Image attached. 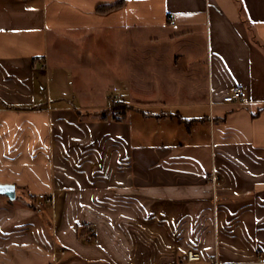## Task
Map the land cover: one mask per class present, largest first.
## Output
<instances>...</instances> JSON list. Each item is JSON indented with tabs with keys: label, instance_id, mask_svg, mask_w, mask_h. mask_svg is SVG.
<instances>
[{
	"label": "crops",
	"instance_id": "obj_1",
	"mask_svg": "<svg viewBox=\"0 0 264 264\" xmlns=\"http://www.w3.org/2000/svg\"><path fill=\"white\" fill-rule=\"evenodd\" d=\"M119 1L0 0V264H264V0Z\"/></svg>",
	"mask_w": 264,
	"mask_h": 264
},
{
	"label": "built area",
	"instance_id": "obj_2",
	"mask_svg": "<svg viewBox=\"0 0 264 264\" xmlns=\"http://www.w3.org/2000/svg\"><path fill=\"white\" fill-rule=\"evenodd\" d=\"M242 95H243L242 89L240 87H235L231 89V91L228 92V94L222 98V102L223 103H234V102L238 103L241 101ZM218 180H219V177L217 174L211 175L212 185H214ZM38 198L46 203L52 202V197L47 194H39ZM59 254L62 255L63 251H60ZM201 260L202 259H201L200 254L196 251L188 250L185 254V264H199ZM207 264H220V262L217 261L214 257H211L208 260Z\"/></svg>",
	"mask_w": 264,
	"mask_h": 264
},
{
	"label": "rangeland",
	"instance_id": "obj_3",
	"mask_svg": "<svg viewBox=\"0 0 264 264\" xmlns=\"http://www.w3.org/2000/svg\"><path fill=\"white\" fill-rule=\"evenodd\" d=\"M162 37V39L160 40V42L161 43H163L164 41H165V39H166V37H167V35L165 34V35H163V36H161ZM128 40H129V38H128ZM171 45H172V43H171ZM173 46V45H172ZM55 50V48L53 49V51ZM52 55H54V52H52ZM117 75V74H116ZM129 102V101H128ZM203 109H200V108H198L197 110H195L193 113H191L192 114V116H195V117H202L203 115ZM160 112H162V113H171L172 112V109L170 110V109H163V110H160V111H158V110H156V109H150V108H144V109H142V110H139V113H137L136 115H137V117H139V119H141L142 117H143V115H142V113H147V114H156V113H158V114H160ZM199 112V113H198ZM108 113V112H107ZM109 117H111V115L109 116ZM177 118V117H176ZM151 121L152 120H150V121H147V123L149 124V126L152 124L151 123ZM188 127V125H186V124H184L183 126H181L179 129L181 130V131H185V129ZM195 127H197L196 125H195ZM165 137H167V136H165ZM21 192H24V197H22L21 198ZM28 192L27 191H21V190H19V189H16V191H15V196H16V199H19L20 201H23V200H25V201H28V202H30L31 201V199H30V196H28ZM37 195V194H36ZM38 197V196H37ZM23 199V200H22ZM20 203V202H19ZM52 204V202H50V203H46V202H44V201H42L41 199H37V201H36V206L39 208V211H41L43 214L44 213H46L47 212V210H46V206H49V205H51ZM101 221V217H97L96 218V220L95 221ZM91 238V236L89 237V239Z\"/></svg>",
	"mask_w": 264,
	"mask_h": 264
},
{
	"label": "trees",
	"instance_id": "obj_4",
	"mask_svg": "<svg viewBox=\"0 0 264 264\" xmlns=\"http://www.w3.org/2000/svg\"><path fill=\"white\" fill-rule=\"evenodd\" d=\"M123 4V0L119 1L118 3L116 4H113V5H108V6H103V7H99L97 10L101 11V12H107V11H110L116 7H119ZM128 110L129 107H127L126 105H121V104H116L113 106V114L116 115V114H120V115H123L124 114V111L125 110ZM182 118L179 117V120L181 121ZM36 198L35 196H30V199H31V203L29 204V207L32 209V210H35L37 211L38 207L35 206L36 205ZM90 232V236H93L95 234H93L92 232V227H91V224H82V225H79L77 227V237L79 239L81 238H84L85 235H87L88 233ZM187 252V251H186ZM186 254V253H185Z\"/></svg>",
	"mask_w": 264,
	"mask_h": 264
},
{
	"label": "water",
	"instance_id": "obj_5",
	"mask_svg": "<svg viewBox=\"0 0 264 264\" xmlns=\"http://www.w3.org/2000/svg\"><path fill=\"white\" fill-rule=\"evenodd\" d=\"M0 194L5 195L10 198H14L15 196L14 187L9 186V185L0 186Z\"/></svg>",
	"mask_w": 264,
	"mask_h": 264
}]
</instances>
